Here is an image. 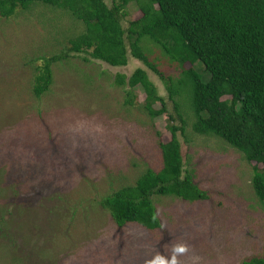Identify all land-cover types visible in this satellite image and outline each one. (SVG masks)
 <instances>
[{
	"label": "rangeland",
	"instance_id": "rangeland-1",
	"mask_svg": "<svg viewBox=\"0 0 264 264\" xmlns=\"http://www.w3.org/2000/svg\"><path fill=\"white\" fill-rule=\"evenodd\" d=\"M105 1L113 7L114 0ZM127 13L126 29L142 16L135 4ZM84 30L68 12L43 4L0 17V264H146L158 254L170 260L177 245L188 249L177 255L179 264L263 256L264 209L253 188L258 165L223 140L196 134L195 113L182 98L185 168L209 199L154 196L160 229L117 226L101 202L163 167L160 143L172 140L168 126L175 123L168 115L151 118L142 86L133 88L135 105H127L131 87L118 86L116 77L130 81L145 70L177 114L165 83L132 55L128 66L111 67L70 54L52 65L51 91L37 98L38 69ZM144 40L159 70L182 74L160 46Z\"/></svg>",
	"mask_w": 264,
	"mask_h": 264
},
{
	"label": "trees",
	"instance_id": "trees-1",
	"mask_svg": "<svg viewBox=\"0 0 264 264\" xmlns=\"http://www.w3.org/2000/svg\"><path fill=\"white\" fill-rule=\"evenodd\" d=\"M38 4L68 12L85 30L69 39L70 47L61 55L45 59L35 78L33 93L37 98L51 91L52 65L70 54L88 55L85 62L111 67L128 66L132 55L161 78L174 104L177 117L169 112L167 99L160 96L143 69L130 81L125 75L116 77L118 86L131 87L127 105H135L133 88L142 86L151 118L168 115L175 123L168 126L172 140L160 143L163 167L146 170L135 185L101 202L118 227L138 224L150 231L160 229L154 196L191 203L209 199L185 168L178 134L185 132L186 121L179 98L190 103L195 113L196 134L219 138L258 165L253 188L264 209V0H114L113 7L105 0H0V17L12 18ZM131 4L138 6L142 16L126 29L123 20ZM147 37L179 64V77H167L150 60L142 45ZM156 103L162 105L160 110L154 108ZM178 121L181 126L176 125ZM242 264H264V255Z\"/></svg>",
	"mask_w": 264,
	"mask_h": 264
},
{
	"label": "clouds",
	"instance_id": "clouds-1",
	"mask_svg": "<svg viewBox=\"0 0 264 264\" xmlns=\"http://www.w3.org/2000/svg\"><path fill=\"white\" fill-rule=\"evenodd\" d=\"M187 247L185 245H177L173 248V255L171 259H165L161 255H157L154 259L147 261L146 264H179L177 259L178 254L185 253L187 251Z\"/></svg>",
	"mask_w": 264,
	"mask_h": 264
}]
</instances>
